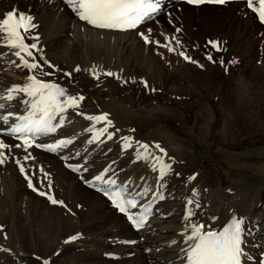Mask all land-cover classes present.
<instances>
[{"label":"bare ground","instance_id":"obj_1","mask_svg":"<svg viewBox=\"0 0 264 264\" xmlns=\"http://www.w3.org/2000/svg\"><path fill=\"white\" fill-rule=\"evenodd\" d=\"M12 1L15 7L19 3L27 2V0ZM41 1V12L38 8L33 12L29 7H26V10L23 9L24 11L20 13L30 15V11L33 12V15L30 16L33 18L32 23L35 27L30 33L25 34V41H28L29 44L37 43L36 52L32 51L36 58L35 62L46 70L44 63L46 60L57 69L51 71L55 74L53 78L45 76L43 79L65 87L71 95H82L85 99L77 111L91 116L107 114V120L112 122V127H109L108 133L101 136L98 141L89 143L93 138V132L88 129H92L93 124L84 116L74 113L68 121L69 126L62 132L63 136L74 140L73 145L63 154L64 161L60 160V156L45 155L31 148L28 149V152L32 154L33 158L25 161L24 158L28 153L23 149L13 147L11 151L4 150L7 160L3 165H0V264H44L45 261L48 264H113L112 260L107 259L109 254L117 255L120 259L125 258L124 264H180L184 260L183 249L187 244L184 242V238L190 232L191 226L189 220L184 219L183 211L188 200L193 202L189 205L192 209L190 220L196 222V225H204V231L217 232L229 219L243 218L247 241L250 244L248 248L250 258L245 260V264H264V206L260 207L257 203L259 194L255 190L256 188L261 189L260 196L263 197L264 188L253 186L252 194L242 196V187L232 189L223 185L221 175L225 169L215 174L213 179H209L208 176L204 178L206 169L201 168L202 170L196 173L197 176H194L195 179L185 180L178 172L180 169L175 167L179 161L180 143L174 142L173 138H166L168 135L160 136L159 140L163 147L157 149L156 143L141 136L133 129L137 122L143 120L144 114H147L150 119H156L161 115L160 110L166 111L170 115L171 112H168L170 109H165L163 105L173 103L174 99L183 101L184 98H189L191 101L194 100L193 103L188 101L187 104L185 100V102H181L184 111H190L191 107L198 106L199 102H206L208 91L213 86L211 85V88L208 89L212 83V77L206 72H198L192 68L191 63L197 52L196 44L191 42L188 36L179 40L177 35L180 34V31L175 32L177 28L180 29L179 25H184L182 34L186 27L194 26L192 13L195 11L200 13V16L194 18L198 19L196 22L203 29L205 28L204 31H207L206 34L213 38V42L227 40L232 25H243L245 30L253 28L255 26L254 18L246 9L242 8L241 4H231V10L220 9L218 15L214 13L218 11L217 8L202 6L193 9L176 4L170 8L167 7L163 21L155 20V22H159L158 26L148 24V26H139L134 32L118 34L94 30L80 23L77 17L72 14L71 8L68 10L60 0ZM4 4L0 0V8L4 9L6 7ZM228 6L230 7V5ZM201 10L208 12L202 13ZM170 11L172 13L181 12L182 21L178 16L176 19L168 16ZM4 17V15H0V20ZM215 25H223L217 39H215V31L210 29V26ZM171 28L177 35L173 36ZM149 30L151 31L149 32ZM141 32L147 35L153 43L146 44L139 35ZM163 34L165 35L164 39ZM62 36L69 37L67 43H62L61 39L59 40ZM31 37H39V39L33 40ZM173 37L175 39H172ZM155 42L167 43L175 51L168 52L166 48L157 46ZM203 50L205 53L202 54L206 56L207 49L203 48ZM13 51L15 50L4 46V42L0 40V94L6 95V90L13 85H23L29 75L27 69L15 66L20 63L18 58L12 55ZM181 51L185 52L192 62L181 57L179 55ZM233 51L236 52L235 48H232L231 53L222 52L223 61L227 62L234 54ZM260 55L258 54L261 59L260 62L258 61L257 69L264 73V50ZM28 59L30 63L33 62L32 58L28 57ZM77 67L80 68V71L75 74L74 69ZM257 69H250L246 77L241 78L247 85V88L242 91L243 95L240 96L239 92L241 91L234 93L233 90L231 92L232 97L235 95V100L234 97L232 99L235 104L234 110L227 104L220 105V109H217L219 108L217 106L216 112L208 108L207 116L209 115L210 118L208 117L207 124L214 129L213 136L225 141L226 145L231 146L233 142H236L235 136L231 132L232 127L235 126H233V122L242 118L244 109L251 105L247 101L249 99L245 100V96L250 95L256 98L261 95L260 91L264 87V81L254 78ZM93 70L97 71L98 79L93 75ZM63 72L71 73V76L64 78ZM105 72H112L113 76H106ZM32 73L42 78L38 70ZM100 73L101 77H99ZM75 76L84 81L85 85L86 81H90L95 86L108 82L113 84L115 78L122 83L130 81L129 94L137 89L140 93L141 103L147 101L155 103L153 102L155 99L158 105L139 108V105L134 104L135 101L129 97V94L124 97L118 96L115 93V88L112 87L105 90L106 94L103 93L105 95H102V90H95V88L86 92L85 88L79 87L77 82L71 80ZM141 81L147 82L149 90L145 91ZM245 84L243 83V86ZM238 85H236L237 88ZM144 92H148V96L144 97ZM159 93L166 94L173 100L160 103L161 99L156 97ZM163 97L161 96L162 99ZM137 102L140 104L139 100ZM7 106L13 107V110L9 112L14 115H19L26 109V106L18 101L8 103ZM216 116L218 121L215 120ZM184 117L186 122L191 118V115ZM144 120L148 119L144 118ZM105 123H97L95 130L103 128ZM255 126V133H264V120H259ZM108 134L112 135V139L107 138ZM207 135L208 131L203 134V137L199 136L197 142L206 143ZM123 137H131L130 147H125ZM4 139L9 145L15 144L9 139ZM140 144L149 145L148 152L140 148ZM160 149H163V152L158 151ZM141 155H146L147 159L140 158ZM157 156L163 163L171 165V169L163 181L167 182L168 187H162L168 201L164 200L165 203L163 201L157 205L160 207L159 213L151 219L143 232L134 234L123 218L117 215L101 197L96 195L92 199L80 197V194L87 190L82 188L78 176L81 175L84 180H89L105 166L110 165L111 169L108 174L112 178L119 181L129 179L132 185L139 184L142 187L137 188L144 191V199L151 198L154 192L160 189V187H154L158 165L155 157ZM39 157L48 158L51 166L45 168L46 166L39 162ZM64 165L79 168L80 171L68 172ZM195 165L198 166V169H195L200 170L199 165ZM20 166L25 169L23 175L19 170ZM25 175L32 180L33 186L38 191L45 192L56 200L62 201L67 210L56 206L57 204H52L46 196L35 195L36 192L33 194L29 191ZM42 177L51 181L52 187H46L43 179L41 180ZM5 197L8 198L6 202L3 200ZM25 198L27 199L25 200ZM22 203L25 205L24 208H22ZM103 207H107L109 211L105 213ZM72 212L74 215L71 214ZM21 215L26 222L21 219ZM160 216H166L165 220H162ZM91 222L95 224H89ZM96 223L100 226L103 223H108L109 227L103 233H96L97 231H93V228L97 230ZM98 228L100 229V227ZM87 231L94 234L87 235ZM71 236H78V239L65 243ZM132 240L136 241L135 245L128 246L127 243ZM144 240L145 242H143ZM10 241L14 243V247L11 246ZM25 253L28 254L27 258L23 256ZM129 254H133L134 257L128 259ZM100 255L105 259L100 258Z\"/></svg>","mask_w":264,"mask_h":264},{"label":"rangeland","instance_id":"obj_2","mask_svg":"<svg viewBox=\"0 0 264 264\" xmlns=\"http://www.w3.org/2000/svg\"><path fill=\"white\" fill-rule=\"evenodd\" d=\"M2 1L5 3L4 5L6 7L4 9L0 8L1 16L3 15L5 16V13L7 11L5 9L7 7L11 8L12 6L14 7L13 10L19 9L21 11H24L23 9L26 10V7H29L33 12L36 8H38L39 11L41 12V3H42L41 0H33V1L27 0V2L25 3H22V4L19 3L17 7H15L14 2L12 0H2ZM18 1L22 2L23 0L22 1L18 0ZM220 9H227V10L230 9L231 10L232 6L230 5V7L228 6V8L227 7L217 8L218 11H215L214 13L218 15ZM60 10H61L60 12H62V9ZM32 11H30V15H33ZM201 12L207 13L208 11L201 10ZM168 16L173 17L174 19H176V17L178 16L180 17L179 19L180 21H182V17H183L182 13L177 12V11L174 13H172V11L168 12ZM191 16H192V19L194 20V26H191L188 28L186 27L187 29L186 28L184 29L185 32L183 34L181 31L183 30L184 25H179L180 27L179 35L175 33L176 30L174 29V27L172 28L175 30V32L172 28L170 29V31L172 30V32L174 33L173 36H175L176 34L179 40H183L185 37L188 36L190 38V41L196 44L197 52L195 56L193 57V62L191 63V66L192 68L195 69V71L206 72L212 77V83H210V86L208 89L211 88V85L213 86L208 91L210 94L208 93L206 102H199V104L197 103L198 106L197 105L192 106L193 108L191 107L190 111H184L182 109L183 107L182 103L185 101H186L185 102L186 104L188 101L193 103L194 100L191 101L189 100V98H184L185 101L184 100L182 101L181 99L173 100L172 98H169L168 96H166V94L161 95V93H159L160 95L158 94L156 97L157 98L159 97L158 98L159 100L161 99L159 101L160 103L171 102V100H173L174 105L173 103L171 104L168 103L169 105H163L165 109H170V111H168L169 113L171 112L170 115H168L167 112L164 111L163 109L162 110L164 112L160 110L161 112L159 111V113L161 115H159L156 119H150V117L147 114L146 115L144 114L143 120L140 122H137L133 126V129L137 133H139L141 136L143 137L145 136L147 137V139L159 145V147L161 148L163 147V145L159 140L160 136L163 137L165 135H168L166 138L168 137L173 138L174 142H176L177 144L180 143L179 161L175 164V167L176 169H180L178 172L181 174V177L182 176L184 177L185 180H189V178L197 176L196 173L201 171L202 169H206L204 178L208 176L207 178L213 179L215 177V174L219 173L222 169L223 170L225 169L224 173H222L223 177L221 175L222 182L225 187H231L232 189L242 187V193H243L242 196L252 194L253 186L264 188V133L262 132L255 133L254 131L255 130L254 128L256 127L255 124L259 120H262V121L264 120V87L262 88V91H260L261 97L258 96L255 98V96H250V95L245 96V100L249 99L247 101H249L251 105L248 108L244 109L242 118L233 122V126L234 125L235 126L232 127L231 132H233L236 142H233V145L231 146L226 145L225 141H222L218 137L213 136L214 129L208 126L207 124L210 118L209 115L207 116V114H209V109L214 110V112H216L217 106H219V108L217 109H220L221 108L220 105H223V104L224 105L227 104V106L232 107L233 108L232 110H234L235 104L232 99L234 97V100H235V95H233L232 97L231 92H233V90L235 91L234 93H238L239 91H241L239 92V94L240 96L243 95L242 91L244 88H247V85L245 84V82H243L244 80L241 78L242 77L245 78L246 75L248 74V71H250V69H257L259 67L258 64L261 59L260 54L261 52L263 53V50H264L263 49L264 29L260 28L258 25H256V23H255V26L253 28H250L249 30H245L243 25H238V24L232 25L230 29L231 33H229L228 37L226 38L227 40L219 42L220 44L219 46L221 48L219 51L220 53H215L213 48L209 45V41H213V38L206 34L207 31H204L205 28L203 29V27L196 22L198 19L195 20L194 18L195 16H200V13L195 11V13H192ZM164 19L165 17L164 15H162V17L158 18V21L160 20L161 22V20L163 21ZM158 21L150 23L149 25L158 26L159 25ZM222 26L223 25L210 26V29L215 31V39H217V36L221 34L220 31L222 30L221 28ZM162 36L164 39L165 35L163 34ZM162 36H160V38H162ZM180 36H181V39H180ZM67 38L69 37L62 36L61 38H59V40L61 39L62 43H67ZM206 47H208V49ZM203 48L207 49L206 56L202 54V53H205ZM232 48L233 49L235 48L236 50V52L233 51L234 53L232 54L233 57L231 56V58L227 62L223 61V57L221 58L222 52L228 51L231 53ZM209 54L212 56V60H209L207 58ZM218 54H220V56H217ZM258 54L260 56H258ZM38 71L40 72V70ZM99 77H101V73L99 74ZM78 78H73V80L79 81ZM254 78H256V80L258 81H264V73L261 70L259 71L257 69L256 75L254 76ZM117 80L118 79L114 80V82H116ZM114 82L113 84L107 83L108 85L106 83H103L105 85H102L100 88L99 87L95 88V85L91 83L90 81H86L87 86L84 84V81H82V83H77V84L80 85L79 87L85 88L86 92L91 88H95V90H100V91L102 90L101 91L102 95H105L106 94L105 90L108 87L110 88L112 87V88H115L114 89L115 93L118 96L124 97V96H127V94H129L128 87H122L120 85H117ZM126 82H129V84L131 83L130 81H126ZM236 82L237 83L239 82L238 83L239 85L235 84ZM242 82L245 84L244 86ZM236 85H238L239 87L237 88ZM129 95H130L129 97H131L135 101L134 104L139 105V108H144V107L147 108L150 105L152 106L158 105L155 99L153 100V102L155 103L148 102V101L145 103H141L140 93L139 91H137V89H135L133 92H130ZM161 96H164L163 99L161 98ZM223 99L225 100V102ZM138 100L140 104L138 102L136 103V101ZM151 101H152V98H151ZM179 102L180 103L182 102V103L180 104ZM220 102H223V103H220ZM185 115H191V118H190L191 120L189 119L188 121H186L187 123L185 122V119H186L184 117ZM144 118L148 120L145 121ZM215 120L217 121L219 120L217 116L215 117ZM206 131H208L207 136L209 137V138L207 137V142L206 143H202L200 141H199L200 143L197 142L199 136L203 137V134ZM216 131H219V130L216 129ZM1 142L6 143V140L2 138ZM218 151H221V152H218ZM41 158L42 157H39L38 160L41 164L46 166L45 168L51 166L48 158L43 157L42 161H41ZM179 162L181 163L179 164ZM195 164L199 165L200 170H196L198 169V166H196ZM39 170L41 171V169ZM41 180L43 181V183L45 182L44 184L46 187H52L51 184L49 185V180L47 178L42 177ZM39 182H38V187L41 184V182L40 184ZM28 190L31 191L33 194L35 193L29 188ZM255 190L259 194V200L257 203L259 204L260 207H263L264 206V195L263 197L260 196L261 189L256 188ZM35 195H38L37 192L35 193ZM94 195L96 194H93L92 192L87 190V192L80 194V197L82 199H92ZM26 199L27 198H25V200ZM3 200L4 202H6L8 198L5 197ZM22 204H23L22 208H24L25 205L24 203ZM56 206H60L61 208H64L65 210H67V207L65 206L64 203H63V206H61L60 204H57ZM103 211L107 213L109 210L107 207H103ZM71 214L74 215V212H72ZM160 218L162 220H165L166 216H164V218L163 216H160ZM21 219L26 222V220L22 218V215H21ZM89 224L93 225L95 223L91 222ZM96 224L98 225V227H100V229L97 227V230L96 229L94 230L93 228L94 232L97 231L96 233H99V232L103 233L109 227L108 223H103V225L101 226L98 223ZM86 234L92 236L94 233L87 231ZM143 242H145V240ZM10 243H12L11 245L12 247L15 246L13 242L10 241ZM133 254H129L127 258L132 259L134 257ZM145 254L147 255L148 252L146 251ZM23 256L24 258H27L28 254L25 253V255ZM100 258L105 259L104 256L102 255H100ZM108 260H111V259H108ZM124 260L125 258L122 257L121 260L119 259L112 260V263L113 264H124ZM36 261H38V259H36ZM34 264H37V263H34Z\"/></svg>","mask_w":264,"mask_h":264},{"label":"snow or ice","instance_id":"obj_3","mask_svg":"<svg viewBox=\"0 0 264 264\" xmlns=\"http://www.w3.org/2000/svg\"><path fill=\"white\" fill-rule=\"evenodd\" d=\"M64 2L71 8L80 21L86 22L97 29L120 31L136 29L145 19L150 18L151 14L155 13L158 7L154 0H64ZM187 3L193 5L205 3L223 5L226 3V0H187ZM252 3L253 0H248L250 7ZM258 3L260 5L259 9L254 8L253 10L258 13L260 21L264 23V0H258ZM32 20L33 18L30 15L23 13L17 16V10L15 9L12 12L6 13L5 17L0 20V40L4 42V46L15 50L12 52V55L20 61V64L15 65L16 67L27 69L29 73L40 70L44 76H51L52 72L45 71L39 63L35 62L36 58L33 56L32 50H37L36 43L27 44L25 42V34L30 33L31 29L35 27ZM176 31L179 32L180 29L177 28ZM139 35H141L146 44L153 43L144 33L141 32ZM31 39L38 40L39 37H31ZM172 39H175V37ZM155 43L159 47L166 48L168 52L175 51L167 43ZM209 43L217 51L220 50L216 42L210 41ZM177 44H179V41H177ZM179 55L185 60L192 62L185 52L181 51ZM25 57L32 58L33 62L30 63ZM207 58L212 60L210 54ZM44 63L49 69L53 71L57 70L50 62L45 60ZM74 71L78 72L80 68L77 67ZM64 75L70 77L71 73L65 72ZM93 75L96 76L94 70ZM104 75L111 77L113 73L105 72ZM96 78L98 79V76ZM141 83L145 88L149 87L147 82L141 81ZM152 91H155V89H152ZM84 99L82 95H71L64 87L56 83L45 82L32 74L27 75L26 82L23 85H13L6 90V95L0 94V100L5 101V103H0V109L7 110L9 102L18 101L26 106L27 112L26 115L15 117V121L11 125L9 124V120L13 116V113L9 112L8 115H0V122H2L3 126L8 127L7 135L9 137H16L20 141L14 145L0 142V165H3L7 160L4 152L5 149L9 151L13 147L23 149L24 152L28 153L24 158L25 161H28L33 158L28 149L34 146L55 152L71 144L72 141L70 139H61L54 144H34L33 142L41 137L56 133L59 128H62L65 123V117L62 114L69 109H79ZM75 114L84 116L86 120L93 124V128L88 129V131L93 132V138L89 143L98 141L101 136L108 133V128L112 127V122L107 120V114L91 116L84 114L82 111H76ZM100 122H106L105 126L99 130H95V125ZM107 138L112 139V135L108 134ZM122 139L125 141V147L131 146V137H123ZM149 147L147 144H140V148L144 149L145 152H148ZM155 147L159 149V145H155ZM160 151L163 152V149H160ZM140 158L147 159V156L141 155ZM155 159L160 164L159 175L163 179L171 169V165L163 163L158 156ZM19 170L22 175L25 173L23 166H20ZM72 170L74 172L80 171L79 168H72ZM25 179L28 181V187L32 191L37 192L38 195L46 196L52 204L63 206L62 201L56 200L45 192L38 191L27 175H25ZM191 179H195V177H191ZM95 180L103 182L109 188L116 185L115 180L105 179L103 175H97ZM85 182L89 186H93L92 182ZM50 184L51 181H49ZM49 190L51 189L49 188ZM97 190L104 191V194L108 196L113 205L121 213L126 214L127 218L133 222L137 229L145 226L149 209L144 210V215L134 217L129 214V209L136 208L137 201L126 199L124 193L119 190ZM188 203L191 204L193 202L188 201ZM191 216L192 212L188 211L184 219L187 220ZM204 227V225H194L191 228V235L187 237V241L190 242L189 247L185 250L186 264H241V257L243 255L242 238L245 231L244 220L242 218H233L231 223L220 232L211 230L202 231ZM76 239H78V236H71L65 243H70ZM44 264H48V262L45 261Z\"/></svg>","mask_w":264,"mask_h":264}]
</instances>
